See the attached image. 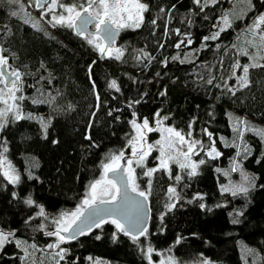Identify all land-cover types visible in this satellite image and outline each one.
I'll return each mask as SVG.
<instances>
[{
    "label": "trees",
    "instance_id": "trees-1",
    "mask_svg": "<svg viewBox=\"0 0 264 264\" xmlns=\"http://www.w3.org/2000/svg\"><path fill=\"white\" fill-rule=\"evenodd\" d=\"M23 1L20 3L24 5ZM145 2L150 6V11L144 14L145 24L139 29L122 31L117 43L127 51L124 61H116L101 59L73 29L52 27L41 20L36 12L42 9L28 11L24 5L21 12L9 0H0V48L7 49L3 54L12 68L27 74L23 111L51 120L46 134L36 119L11 122L0 131V145L6 144L5 155L20 175V182L13 185L0 172V228L15 231L13 242L0 250V264H52L41 253L55 238L37 230L43 218L36 215L35 206L24 203L25 199L30 197L42 205L50 217L75 210L89 183L101 176L100 164L104 157L127 143L128 134L132 132L128 123L132 111L150 122L154 114L160 112L161 117H168L166 124L184 133L189 131L191 123L193 137L205 145L209 143L203 133L206 128L213 133L221 155L211 160L201 152L195 160L203 158L207 162L200 165V174L191 178L178 165L171 164L173 174L183 177L179 184L165 172L155 173L148 198L151 216L147 238L141 236L133 243L130 236L117 233L114 242L115 227L106 223L62 244L67 251L60 264H92L87 259L89 256L104 259L108 264H149L143 250L149 245L155 250L152 262L158 260L157 252H169L180 264L201 258L217 264H245L239 242L252 246L258 264H264V140L251 132L245 133L244 141L250 150L246 154L230 120L231 115L241 117L255 128H264V68L250 69L249 86L239 89L235 96L200 79V76L211 75L217 78L213 84L222 83L220 77L227 79L229 85L235 84L234 78L228 79L232 64L248 61L238 55L234 43L264 9V0H256L255 7L235 19L219 40L209 41L210 47L191 57L194 63H189L188 59L180 63L171 57L177 54L183 57L185 52L200 48L202 37L216 31L212 25L230 9L229 0H220L205 12H199L192 0ZM13 11L22 18L13 16ZM26 14H30L29 23L24 22ZM206 14L208 19H204ZM157 17H160L157 24L152 25L150 21ZM189 18L191 24L187 23ZM165 23L168 35H165ZM174 29L190 34L191 48L174 47L182 38ZM161 43L163 48L159 47ZM140 49L155 59L143 63L132 59L129 53ZM166 57L169 59L165 66ZM37 72L39 77L48 76L43 81L42 92L55 96L54 103L32 102L35 93L30 84L38 79ZM112 80L117 81L120 92L108 87ZM92 81H95V90ZM43 98L50 99L46 95ZM136 100L140 103L129 108V102ZM86 135H90L92 141L85 139ZM93 142L98 147H92ZM233 144L240 147L231 146ZM155 154L147 161V167L156 165ZM236 156L254 179L255 187L246 195L233 196L220 189L225 179L217 169H226ZM144 170L136 168V182L142 189L148 180L142 175ZM174 184L180 200L168 211L166 192L169 185ZM196 194L202 195L203 200H193ZM200 204L205 207L202 209ZM234 220L238 222L233 223ZM97 236L100 239H96ZM178 238L180 242L176 243ZM15 239L37 244L40 250L30 248L35 262L22 259Z\"/></svg>",
    "mask_w": 264,
    "mask_h": 264
},
{
    "label": "snow or ice",
    "instance_id": "snow-or-ice-1",
    "mask_svg": "<svg viewBox=\"0 0 264 264\" xmlns=\"http://www.w3.org/2000/svg\"><path fill=\"white\" fill-rule=\"evenodd\" d=\"M192 2L199 9V12H205L207 8L215 7L219 4L220 0H192ZM247 2L251 4V0H247ZM9 3L16 4L20 11L23 12L24 5L20 3V0H9ZM34 4L37 10L44 9L41 13V19L50 15L48 23L52 27L60 26L74 29L76 35L84 38L98 52L101 58L116 61H124L125 52L127 51L125 48L115 46L116 37L122 30L141 28L145 24L144 14L150 11V6L145 0H34ZM31 6L32 4H29V7ZM174 7L175 5H173ZM161 11L163 12L164 9H161ZM12 15H18V13L13 11ZM26 16L27 18L24 22L29 23L30 14H26ZM159 18L152 19L150 23L156 25ZM208 18L206 14L204 19ZM187 23L191 24L192 20L190 18L187 19ZM33 26L37 27L35 22H33ZM231 26L232 21L229 18V14L221 15L217 22L212 25L217 30L211 32L210 35L202 37L200 48L185 52L183 57L177 54L172 56L171 59L179 60L180 63H184L185 59H188L189 63H194L191 57L198 54L202 49L210 47L208 42L219 40L221 33L231 28ZM90 28H94V31H90ZM173 31L176 35L182 37L174 45L176 49H181L182 45L185 48H191L193 40L190 38L189 33H181L180 29H174ZM247 32L252 37L247 41L248 46L255 49V52L250 53L245 48L238 53V55L247 56L250 63L241 65L237 61L232 64L231 75L228 79L234 78L236 83L229 85L227 79L220 77L222 83L213 84V81L217 78L211 75L207 78L200 76V79L205 80L208 85L226 89L233 96L236 95L239 89L248 87L249 70L264 68V64L260 63V60L264 59V14H260L253 20V23L247 28ZM168 34L169 29L167 23H165V35ZM159 47L163 48L164 44L161 43ZM216 47L218 49L219 45H216ZM6 51L7 49L0 48V85H2L0 87V131H3L11 122L37 119L46 134L51 120H45L43 117H36L23 111V102L26 99L23 95L24 76L20 71L11 69L8 57L3 54ZM129 55L140 63L144 61L150 62L155 59L143 49L133 50ZM168 59L166 57L163 61L165 66ZM220 63L222 65L223 61ZM93 64H95V61H93ZM91 67L90 65V79ZM237 70H240L242 74L237 76ZM40 79L43 80L44 78L41 77ZM50 83L51 81L49 80ZM92 86L95 90V81H92ZM108 87L117 93L120 92V86L116 80H112ZM37 91L40 92L39 89ZM45 95L50 97V99L42 98ZM161 95H164V93H161ZM55 99L56 97L52 96L50 92L47 94L40 92V97L33 99L32 102L52 104ZM99 99L100 97L97 94V100L99 101ZM138 103H140L139 100L130 101L128 107L132 108L133 104ZM116 111H119V109H116ZM108 114L111 116L112 110ZM131 115L132 119L128 123L132 132L128 134L127 143L122 149L104 157L100 164L101 176L89 183L83 199L74 211L61 213L59 217H50L46 213L45 208L36 204L30 197L24 201L28 206H35L38 209L36 215L43 218L44 222L37 226V230L44 232L48 237L55 238L54 242L46 245L43 250H58L55 251V256L59 257L57 264L65 259L67 251L61 247L62 244L76 239L77 236L87 234L93 228H101L106 223H110L115 227L116 231L113 233L114 242L117 238V233L130 236L133 243H137L141 236L147 238L146 204L149 195H151L152 179L155 173L165 172L169 179L173 180L175 184H179L183 177L180 174H173L171 164L178 165L179 169L185 171L187 177L191 178L198 176L200 174V165H204L207 162L203 158L195 161L192 159L193 156H199L203 152L208 159L215 160L221 155L216 148V140L213 139V133L206 128L203 129V133L208 136L209 143L207 145L202 140L193 138L191 123L189 124V131L184 133L182 130H177L172 126H165L164 121L168 117H161L160 112L154 114L152 122L147 117L139 118L135 111H132ZM116 119H119V117H116ZM232 120L233 132L236 134V138L244 144L243 151L246 154L250 150L244 141L245 133L251 132L259 136L261 140H264V128H255L241 117H232ZM89 128H91V124ZM153 132L160 133V138L154 143H148V134ZM85 139L92 141L90 135H86ZM91 146L98 147L95 142ZM231 146L240 147V145L236 144ZM128 149H131V151L129 152ZM153 151L158 152V156L154 158L158 161L157 166L147 167L146 160ZM7 152L8 147L6 144L0 145V170H2V175L8 183L15 185L20 182V175L8 161L5 155ZM237 155H240L239 151ZM238 167L239 165L233 161L231 171H237ZM136 168L145 169L142 175L147 177L148 180L143 189L136 182ZM217 171L221 170L217 169ZM224 174L227 175V173ZM241 176L242 183L231 187L221 186V191L231 192L233 196L238 194L246 195L250 187H255L254 179L243 172ZM121 181H123L122 186ZM175 184L169 185L167 188L166 197L168 202H166L165 207L168 211H172L180 200V194L177 192ZM129 191L135 194V198L129 196ZM196 199L203 200V196L196 194L193 200ZM188 202L192 203V200ZM200 207L203 209L205 206L200 204ZM162 219L163 214L161 215ZM237 222L233 221V223ZM51 225H54V227H50ZM14 238L15 231H5L0 228V250H3L6 244L12 243ZM96 239H100V237L97 236ZM179 242L180 238L177 239L176 243ZM15 243L27 255H30L28 248L40 250L35 243L27 244L26 241L22 242L19 239H15ZM143 250L148 257L149 264H153L152 254L155 250L150 245ZM157 255L162 254L157 253ZM87 259L92 261L93 264H101L99 259H94L91 256ZM158 264H180V262L175 257L168 255L160 259ZM202 264H210V261L204 259Z\"/></svg>",
    "mask_w": 264,
    "mask_h": 264
},
{
    "label": "rangeland",
    "instance_id": "rangeland-1",
    "mask_svg": "<svg viewBox=\"0 0 264 264\" xmlns=\"http://www.w3.org/2000/svg\"><path fill=\"white\" fill-rule=\"evenodd\" d=\"M26 9H28V11H34L36 8H35V4H34V0H24L23 1ZM229 3H231V6H230V9L227 10L226 13L229 14V18L231 19L232 23L235 19L239 18L240 16H242L249 8H253L255 7V4H256V0H251V4H249L247 2V0H229ZM29 4H32L31 7H29ZM45 7H47V5H45ZM42 11H44V9H42L40 12L37 11L36 14L37 16L41 19V13ZM260 14H264V9L258 14V16ZM18 16L20 18H22V15L21 14H18ZM50 18V15L48 16V18L44 17L43 21L47 22L48 23V19ZM253 23V22H252ZM251 23V24H252ZM50 24V23H48ZM250 24V25H251ZM51 25V24H50ZM249 25V26H250ZM94 30V28H92ZM126 30V29H125ZM124 31V30H122ZM252 37L248 34L247 32V29L244 31V33L237 39V41H235L234 45H235V48L238 52H240L242 49H245L247 48V50L250 52V53H254L255 52V49L253 48H250L248 46V43L247 41L250 40ZM86 41V40H85ZM115 46L116 47H122L120 44H118L117 42L115 43ZM240 56V55H239ZM247 61L248 62H242L240 63L241 65H244V64H247V63H250L249 61V58L247 56H245ZM260 63L264 64V59L260 60ZM11 69H14L11 67ZM24 76V79L25 77L27 76V74L25 72H21ZM242 72L240 70H237L236 72V75L239 76L241 75ZM36 75L38 76V79L33 83V84H30L31 86H33V91L35 93V97L34 98H37V97H40V92H42V85H43V81L45 79L48 78L47 75H43V80H41L39 77V73L37 72ZM236 83V82H235ZM24 84H25V80H24ZM238 87V86H237ZM37 89L40 90V92L37 91ZM43 98V97H42ZM232 115L230 116V120H231V124H232V127H233V120H232ZM37 120V119H36ZM165 126H170L168 124H166L164 122ZM160 138V133L158 132H153V133H149L148 134V143H154L157 139ZM194 138V137H193ZM195 139V138H194ZM131 151V149H130ZM129 151V152H130ZM153 153H156L155 154V157L158 156V152L157 151H153ZM152 154L147 158L146 160V163L147 161L152 157ZM127 155V154H126ZM195 157L196 156H193L192 159L195 160ZM153 159V158H152ZM196 161V160H195ZM233 161H235L239 167L237 168V171L233 172L231 171V168L233 167ZM157 163L158 161L156 160V165L154 167L157 166ZM0 172L2 173V170H0ZM244 173L250 177L253 178L252 174L249 173L248 171H246L240 160L238 159V157L236 156L235 158L232 159L230 165L224 169V170H221V173L222 175L224 176V183L220 185V189H221V186H228V187H231L232 185H235V184H240L242 183V176H241V173ZM224 173H227V175H225ZM6 180V179H5ZM7 181V180H6ZM251 188V187H250ZM231 193V192H229ZM74 211V210H73ZM66 212H71V211H66ZM65 213V212H63ZM59 217V215H58ZM240 243V250H241V253H242V256L244 258V261H245V264H258L259 263V259L257 258L256 256V253H255V249L252 247V246H249L247 244H245L244 242H239ZM22 251V250H21ZM55 251H58V250H46V251H42L41 255L42 256H45L48 260L47 261H50L52 264H57V261L59 260V257L55 256ZM28 253L31 254V249L28 248ZM157 253H161L162 255H158V260L156 262H153V264H158V261L160 259H163L165 258L166 256L168 255H171L169 252H157ZM172 256V255H171ZM26 257V258H24ZM22 258L24 261H31V262H35L31 259V255H27L25 252L22 251ZM95 259H99L101 261V264H108V262L104 259H101V258H95ZM204 260V258H201L200 260L196 261V262H192V263H186V264H202V261ZM208 260V259H207ZM210 261V260H208ZM59 264H60V261H59ZM93 264V262H92ZM210 264H217L215 262H212L210 261Z\"/></svg>",
    "mask_w": 264,
    "mask_h": 264
},
{
    "label": "water",
    "instance_id": "water-1",
    "mask_svg": "<svg viewBox=\"0 0 264 264\" xmlns=\"http://www.w3.org/2000/svg\"><path fill=\"white\" fill-rule=\"evenodd\" d=\"M35 8H36V7H35ZM36 9H37V8H36ZM73 31H74V33L76 34V32H75L74 29H73ZM90 31H94V30H92V29L90 28ZM121 33H122V31H121L120 34L116 37V42L118 41V39H119ZM116 42H115V43H116ZM100 58H101V57H100ZM101 59H104V58H101ZM120 183H121V186H122L123 181H121ZM129 196L135 198V194H134V193H131L130 191H129ZM146 214H147V226H148L149 221H150V216H151L150 205H149V202H148V201H147V204H146ZM86 217H87V213H86ZM93 229H94V228H93ZM80 236H81V235H80ZM78 237H79V236H77L76 239H77Z\"/></svg>",
    "mask_w": 264,
    "mask_h": 264
},
{
    "label": "flooded vegetation",
    "instance_id": "flooded-vegetation-1",
    "mask_svg": "<svg viewBox=\"0 0 264 264\" xmlns=\"http://www.w3.org/2000/svg\"><path fill=\"white\" fill-rule=\"evenodd\" d=\"M92 29V28H91ZM93 30V29H92Z\"/></svg>",
    "mask_w": 264,
    "mask_h": 264
}]
</instances>
